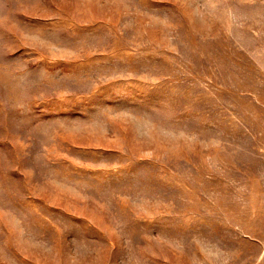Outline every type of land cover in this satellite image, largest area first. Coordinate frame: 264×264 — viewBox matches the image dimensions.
<instances>
[{"label":"rangeland","instance_id":"rangeland-1","mask_svg":"<svg viewBox=\"0 0 264 264\" xmlns=\"http://www.w3.org/2000/svg\"><path fill=\"white\" fill-rule=\"evenodd\" d=\"M0 264H264V0H0Z\"/></svg>","mask_w":264,"mask_h":264}]
</instances>
